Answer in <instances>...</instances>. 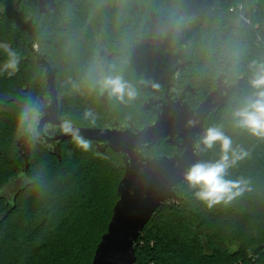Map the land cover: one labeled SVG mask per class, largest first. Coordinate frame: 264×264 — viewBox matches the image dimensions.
Returning a JSON list of instances; mask_svg holds the SVG:
<instances>
[{"label":"trees","instance_id":"16d2710c","mask_svg":"<svg viewBox=\"0 0 264 264\" xmlns=\"http://www.w3.org/2000/svg\"><path fill=\"white\" fill-rule=\"evenodd\" d=\"M38 1L0 0V264H92L125 175L120 155L92 142L84 150L74 139L61 145L60 157L33 145L26 168L20 114L48 96L37 54L57 69L61 121L79 127L142 128L155 120L145 100L163 98L170 87L191 86L185 101L196 108L221 75L228 85L242 79L241 93L204 125L221 127L246 153L226 177L243 181V191L209 207L198 189L177 185V198L164 202L141 232L136 264H264V138L235 127L232 118L238 101L254 91L249 64L264 62V0H55L46 13ZM9 51L19 60L15 73L6 67ZM88 65L91 87L82 74ZM106 74L121 75L136 98L107 95L104 102L96 81ZM63 79L72 84L69 92L59 86ZM88 109L94 123L84 119ZM219 157L217 144L200 161ZM20 178L24 186L5 196Z\"/></svg>","mask_w":264,"mask_h":264},{"label":"water","instance_id":"95a60500","mask_svg":"<svg viewBox=\"0 0 264 264\" xmlns=\"http://www.w3.org/2000/svg\"><path fill=\"white\" fill-rule=\"evenodd\" d=\"M54 6L55 0L38 1L41 13L51 11ZM37 59L45 68L48 98L31 105L42 112L37 126L39 136L33 138L25 131L18 140L27 169L32 144L60 157L61 144L73 139L64 132L52 137L46 134L48 126L62 129L61 114L65 97L56 86L57 69L52 68L45 57L39 54ZM242 87V79L237 85H228L225 76L221 75L216 89L196 108H191L185 101L187 92H195L191 86L179 88V93L174 98L171 92L173 87H170L163 98L145 100L143 109L156 113L157 119L139 130L128 122H117L115 127L106 129L73 125L79 130L80 136L101 151L109 148L124 157L125 175L117 189L119 200L114 206L107 232L97 246L92 264H136L135 246L144 227L164 202L177 198L174 188L185 182L187 169L203 157L204 151H197L195 143L206 129L205 120L224 108L234 92L239 95ZM189 121H195V126L190 127ZM164 138H168L169 143L177 146L179 151L182 149L183 153L179 152L173 158L143 156L142 149H149Z\"/></svg>","mask_w":264,"mask_h":264},{"label":"clouds","instance_id":"9594fccd","mask_svg":"<svg viewBox=\"0 0 264 264\" xmlns=\"http://www.w3.org/2000/svg\"><path fill=\"white\" fill-rule=\"evenodd\" d=\"M8 55L9 61L6 67L15 69L19 63L17 54L14 51H9ZM248 67L251 71L248 83L254 91L238 101L232 112V118L235 127L244 129L253 136L264 138V62L253 60ZM96 83L102 93L106 91L110 97L121 102H125V98L133 100L138 94L136 88L121 75H102ZM41 116L42 112L39 108L28 106L20 114L22 126H26L25 130L33 138L39 136L37 126ZM84 119H91L93 123L95 122L91 109L84 112ZM195 124V121H189L190 127H194ZM62 130L65 134L71 135L82 149L87 150L90 147V141L80 136L79 130L74 128L72 121L65 120ZM217 144L220 148L218 160L214 162L197 161L187 169L184 175L188 185L198 189L195 192L196 197L207 202L209 207L221 201L231 200L243 191L241 187L243 181H233L226 177L228 169L236 160L243 158L246 153H243L242 150L237 152L233 147L232 138L226 135L221 127L206 128L198 137L195 148L197 151H205L213 149Z\"/></svg>","mask_w":264,"mask_h":264},{"label":"flooded vegetation","instance_id":"af4514ba","mask_svg":"<svg viewBox=\"0 0 264 264\" xmlns=\"http://www.w3.org/2000/svg\"><path fill=\"white\" fill-rule=\"evenodd\" d=\"M37 49V48H36ZM35 55H36V53H35ZM36 57V56H35ZM100 57L101 58H105V56H104V54H102L101 53V55H100ZM36 59H37V57H36ZM51 66V65H50ZM44 67V66H43ZM52 67V66H51ZM53 68V67H52ZM44 74H45V69H44ZM56 78H57V73H56ZM46 85H47V80H46ZM46 85H45V91H46ZM56 86H57V81H56ZM58 88V87H57ZM171 92H172V94H173V98L179 93V88L178 87H176V86H174L173 87V89L171 90ZM188 93V92H187ZM186 93V94H187ZM107 95H108V93L105 91V92H101V96H102V100L104 101V102H106V99H107ZM186 96V95H185ZM104 97V98H103ZM48 98V96L45 98V100ZM192 108V107H191ZM152 112V111H151ZM152 113H154V112H152ZM154 115H155V120H154V122L156 121V119H157V114L156 113H154ZM118 123H120V122H118ZM115 124H116V122H114L113 123V125H111V126H109V127H96V128H100V129H106V128H112V127H115ZM132 125V124H131ZM149 126V125H148ZM26 127V126H25ZM133 127V126H132ZM145 127H147V126H145ZM145 127H142V128H139V127H133L134 129H136V130H139V129H143V128H145ZM26 130H25V128H24V132H25ZM63 133V130L61 129V128H59V127H56V128H51V127H47L46 128V134L47 135H50L51 137L52 136H55V135H59V134H62ZM24 134V133H23ZM169 139L168 138H164V139H162L160 142H158V143H156L155 145H153L151 148H144V149H142V154H143V156L145 157V158H161V157H168V158H173L177 153H179V152H181V153H183V150L181 149L180 151H179V149H178V147L177 146H173L171 143H169V141H168ZM66 141H68V140H66ZM64 143V142H63ZM62 143V144H63ZM61 144V145H62ZM33 145H37V144H32V146ZM32 146H31V149H32ZM38 146V145H37ZM60 148H61V146H60ZM163 149V151H161L162 149ZM166 149V150H165ZM52 154V153H51ZM120 157L122 158V160H123V156L122 155H120ZM124 167V166H123ZM19 181V180H18ZM26 183V178H20V182L18 183V186L16 187V189H14L13 190V192H11L9 195L8 194H4V192H5V190H7L8 188H6V189H4V191H3V194L5 195V196H13V194H14V192H17L16 190H18L19 188H21V187H23L24 186V184ZM9 186H11V185H9ZM16 194V193H15ZM7 196V197H8Z\"/></svg>","mask_w":264,"mask_h":264},{"label":"rangeland","instance_id":"374dc122","mask_svg":"<svg viewBox=\"0 0 264 264\" xmlns=\"http://www.w3.org/2000/svg\"><path fill=\"white\" fill-rule=\"evenodd\" d=\"M103 66H104V63L98 62V69L102 70ZM84 68L85 69L83 70V73H82L83 77L87 81L88 85L91 87L93 82L91 80L89 65L87 67H84ZM12 70L14 73L17 72V68L12 69ZM59 86L65 92H69L70 90H72L71 82L66 80V79L61 80ZM103 180H105L104 182L108 183L106 186H108L111 189V187L113 186V181L108 176H106ZM17 186H18V183L13 182L12 185L9 186V188L7 190H5L4 194L9 195L11 192H13L14 189H16ZM117 189H118V187H117Z\"/></svg>","mask_w":264,"mask_h":264}]
</instances>
